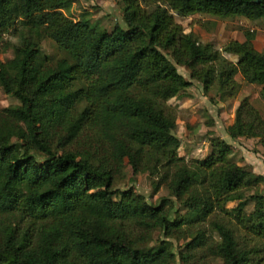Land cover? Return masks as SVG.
Returning a JSON list of instances; mask_svg holds the SVG:
<instances>
[{
  "label": "trees",
  "instance_id": "1",
  "mask_svg": "<svg viewBox=\"0 0 264 264\" xmlns=\"http://www.w3.org/2000/svg\"><path fill=\"white\" fill-rule=\"evenodd\" d=\"M76 2L0 0V41L17 40L13 57L0 59V88L19 102L0 110V264H170L175 254L165 239L139 244L156 230L171 237L208 217L220 238L210 255L220 264H264V191L256 189L264 175L236 163L219 137L207 156L186 162L164 110L192 80L205 94L230 93L239 69L264 99V51L253 30L218 50L174 18L199 12L264 21V0H119L111 29L87 12L68 16ZM44 40L64 54H46ZM79 78L85 85L67 90ZM229 133L264 149V118L247 96ZM126 164L155 177L154 192L164 185L186 212L173 216L166 197L145 204L130 188L115 191ZM205 234L197 227L185 243L187 264Z\"/></svg>",
  "mask_w": 264,
  "mask_h": 264
},
{
  "label": "rangeland",
  "instance_id": "2",
  "mask_svg": "<svg viewBox=\"0 0 264 264\" xmlns=\"http://www.w3.org/2000/svg\"><path fill=\"white\" fill-rule=\"evenodd\" d=\"M84 12H87L91 21L100 23L106 29H111L114 23L119 22L121 18L119 0H77L66 13L76 19ZM174 18L181 24L184 32H192L200 42L212 43L218 50L229 40L243 41L244 29L255 32L258 41L256 48L258 51L264 50V21L261 19L249 20L242 16L218 17L199 12L186 17L174 14ZM16 41L13 36L3 35L0 47L5 51L0 53L1 60L13 57V50L10 47ZM42 46L46 54H64L50 40H44ZM223 56L230 61H236L234 55L223 53ZM177 69L185 78L189 79V72L185 67L177 66ZM240 73L239 69L231 75V79L237 84L230 93L221 96L216 95L214 90L208 94L203 93L201 84L192 80V84L188 88L165 103L164 110L170 112L174 118L176 123L174 134L180 139L178 154L186 162L207 156L210 152V140L213 137H219L231 144V156L236 163L247 167L256 174L264 175V149L258 140L243 136H237L235 139L229 137L235 109L244 96L250 99L264 118V99L258 93L260 86L245 84ZM85 83L84 78H79L68 86L67 90L80 88ZM17 104L19 102L15 98L4 93L0 88V110ZM243 125L246 126V123ZM155 184V177H149L146 173L139 172L126 164L122 174L115 178L113 188L115 191L130 188L142 196V201L145 204H155L160 198L166 197L169 205H172L171 211L173 212L171 214L173 216L183 215L186 209L181 206L180 202L168 195V190L164 185L154 192ZM256 189L264 191V183L259 184ZM232 205L234 203H228L226 207L229 208ZM251 208L252 204L247 207V210L249 211ZM197 227L206 231V245L196 250L195 255L187 261L189 263L192 261L193 264H220L219 258L210 255V249L214 248L220 240L213 230L211 217L198 226L183 225L175 230L171 237H164L163 233L156 230L148 241L140 243L139 246L157 244L158 241L165 239L170 243L171 250L175 254L170 264H187L180 258V254L184 251L185 243L193 237Z\"/></svg>",
  "mask_w": 264,
  "mask_h": 264
},
{
  "label": "crops",
  "instance_id": "3",
  "mask_svg": "<svg viewBox=\"0 0 264 264\" xmlns=\"http://www.w3.org/2000/svg\"><path fill=\"white\" fill-rule=\"evenodd\" d=\"M257 42H258V41H257V36H255V39H254V46H255V48L257 47V46H256ZM256 49H257V48H256ZM263 51H264V50H263Z\"/></svg>",
  "mask_w": 264,
  "mask_h": 264
}]
</instances>
